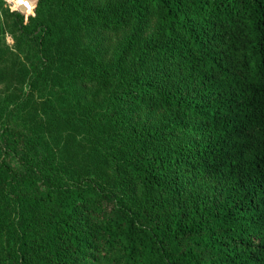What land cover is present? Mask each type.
Returning <instances> with one entry per match:
<instances>
[{"label":"trees","instance_id":"obj_1","mask_svg":"<svg viewBox=\"0 0 264 264\" xmlns=\"http://www.w3.org/2000/svg\"><path fill=\"white\" fill-rule=\"evenodd\" d=\"M33 13L0 14V264H264V0Z\"/></svg>","mask_w":264,"mask_h":264},{"label":"rangeland","instance_id":"obj_2","mask_svg":"<svg viewBox=\"0 0 264 264\" xmlns=\"http://www.w3.org/2000/svg\"><path fill=\"white\" fill-rule=\"evenodd\" d=\"M28 1L29 5H30V9L29 10H18V5L15 4V0H0V14L2 13V11L8 10V11H14V10H18L17 13H19L21 16H34L33 13V9H34V0H26ZM7 47L9 50H12L14 47V42H13V38L11 36V34L5 32V33H0V48H2V46ZM2 84L0 83V90L2 89Z\"/></svg>","mask_w":264,"mask_h":264},{"label":"water","instance_id":"obj_3","mask_svg":"<svg viewBox=\"0 0 264 264\" xmlns=\"http://www.w3.org/2000/svg\"><path fill=\"white\" fill-rule=\"evenodd\" d=\"M18 10L24 11L25 9L21 6H18ZM18 10H14L15 12H18Z\"/></svg>","mask_w":264,"mask_h":264}]
</instances>
